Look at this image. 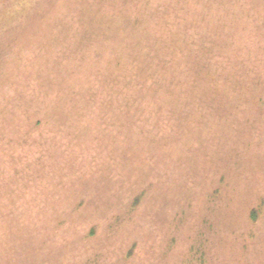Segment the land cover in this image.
<instances>
[{
    "label": "rangeland",
    "instance_id": "374dc122",
    "mask_svg": "<svg viewBox=\"0 0 264 264\" xmlns=\"http://www.w3.org/2000/svg\"><path fill=\"white\" fill-rule=\"evenodd\" d=\"M126 13L135 21L124 33L118 18ZM256 20H264V0H0V264H199L183 253L198 248V235L210 228L200 198L223 175V185L233 179L226 187L232 207L244 213L260 205L264 176L259 190L243 193L249 171L235 178L209 150L196 153L194 135L184 134L190 152L149 145L153 134L172 137L162 122L170 114L143 122L117 98L133 95L140 105V78L127 90H114L112 79L132 80L145 59L146 101L166 108L169 88L198 99V114L209 113L210 97L222 99V92L210 88L216 79L205 70L225 84L237 61L255 83L264 79V25ZM98 32L104 37L96 40ZM255 119L264 131V116ZM196 121L189 127L210 130ZM251 144L253 154L260 150ZM243 196L250 202L241 206ZM231 224L222 220L205 232L215 247L211 264H264V218L221 237ZM168 238L169 245L176 239L170 249Z\"/></svg>",
    "mask_w": 264,
    "mask_h": 264
},
{
    "label": "trees",
    "instance_id": "16d2710c",
    "mask_svg": "<svg viewBox=\"0 0 264 264\" xmlns=\"http://www.w3.org/2000/svg\"><path fill=\"white\" fill-rule=\"evenodd\" d=\"M125 13V12H124ZM96 16V14H93ZM126 13L124 17L118 18L119 20L125 21V29H123V32L125 33L128 24L132 21H135V17L133 16H127ZM255 23H263L260 24V27L264 25V20H256ZM129 30V29H128ZM87 31H83L82 41L87 38ZM96 40L101 39L104 37V34L98 32L96 35ZM234 57H229L226 61H224L227 65L228 63L232 62ZM241 59V58H240ZM223 62V64H224ZM146 60L144 59L143 67H145ZM230 66V65H229ZM139 68V70L136 72V75L132 80H127V78L124 75H121L117 79H112V82H117L116 85H114V90H119V87H123L125 90H127L128 86L132 83L133 86L137 84V77L140 78L142 81V87L138 88L139 94H135L136 101L141 100L140 105L137 103H133V101L130 99L129 96L133 97V95H129L127 97L123 96L124 94L120 92L119 100H121V104L123 107H126L128 110H132L134 107L136 108L135 111L139 112L143 115V122L149 123L150 116H155L157 114H161V116L164 115V112L168 111V114L166 117L163 118L162 122L169 126L171 130L175 131L171 138L170 136L165 137L167 134L163 132L162 130H165L166 128H160L158 129V133L161 134V132L165 133V135H154L153 138L150 139V144L152 145L154 143H160L162 141L163 147L170 148H178L181 150V146L185 145L188 147V151L190 152L192 147L188 145V142L186 143L184 139V134L187 136L194 135L198 138L199 145L198 150L199 152L202 149L209 150L208 154L214 157L213 159H218L219 162H223L224 165H230L229 168L232 169L235 172L234 177L238 178L243 177L244 175L247 176L246 172L244 170H248L250 173V176H248L249 184L245 186V192L243 193H253L254 191H257L261 188V185L263 183L262 176H264V165H261L260 162L263 161L264 158V150L262 147L264 146V131L261 130L260 127H258L259 120L255 119L252 120L253 116L257 118L258 116L263 117L264 116V103L262 101V98H264V94L262 95V98L260 96L254 97L257 92L264 93V79L258 80V82H254L255 78L252 76V73H250L249 76L244 73L242 70V65L240 63H234L231 66V73L224 76L227 79V82L219 83L217 80V75L210 69L205 70V74L208 78L216 79V82L210 83V88L217 89V94L219 92H222V99L217 98L222 104L226 103L227 107L220 108L217 106L214 102H216V96L210 97V104L208 105V108L211 109V112L207 113L206 110L205 113L200 115L197 112H199L198 107H196V104H198V99L196 100V103L194 104L192 100H188L187 98L183 97L185 93H182V98H179L178 93L176 90L171 89H165L166 92H168V106L165 108L164 106H156L153 101L154 99H148L146 101V95H148L147 89L145 88V80H144V73L146 72V69ZM251 80V82H250ZM214 81V80H213ZM248 83H247V82ZM250 82V83H249ZM260 83V84H259ZM259 84V85H258ZM198 85V84H196ZM159 87H154L153 92L159 94L158 89ZM245 88H248L249 91H246ZM211 89V90H212ZM245 90V91H244ZM171 91H175L177 95L171 94ZM249 95H247V93ZM214 93V92H213ZM152 97H155L152 96ZM259 99L258 101V108L261 110L262 113L259 111L257 112L252 107V100L251 98ZM227 101V102H226ZM194 105V106H193ZM215 112H218L217 118L215 117ZM149 113V114H148ZM205 115V116H204ZM257 115V117L255 116ZM128 116V114H126ZM136 116V115H135ZM162 119V117H159ZM126 121H128V118L125 117ZM169 119V122L168 120ZM195 124L198 126H195L197 128L201 129V126L208 125L211 123L210 130L207 129H201V131L195 130V128H190L189 124H192L194 126ZM189 123V124H188ZM121 126V128H120ZM120 132L126 129L123 122L121 121L120 125ZM189 128L190 130H187ZM127 131H131V129H128ZM179 132L183 133L180 136H175ZM133 135L130 137L128 133H126V138L131 140ZM186 138V137H185ZM140 142V141H139ZM254 142L258 146H260V150L253 154L252 148L250 146L251 143ZM141 150V148H140ZM138 151V154H135L137 157V160L140 161L142 164H146L148 162V158H144L142 152ZM188 152V153H189ZM187 153V154H188ZM195 152H191V156L193 154H196ZM186 154V155H187ZM180 158V156H179ZM142 166V165H141ZM227 168V169H229ZM142 169L141 171H143ZM188 179L194 180V177H196V174L192 173L191 171L187 170ZM229 171V170H228ZM253 174H259L260 177H257L259 181H253L254 176ZM223 175L220 176L218 179L217 188L212 193H207L200 201L201 203H206L207 210L205 215H208V217L205 218V223L210 226V228L204 229V231H208L209 233H212L214 231H217L218 227L216 228L214 225L217 223H220L222 220H228L232 223V226H228V230L221 235L227 236L229 233H232L235 229H240V227L243 226L244 223L246 224H252L256 225L258 222L264 218V197L259 198L260 205L258 207H251L249 210L246 207V210L244 213H241L240 211L234 209L232 207V194L228 195L229 192H227V185L231 184L233 179H230L227 185H223ZM192 180V181H193ZM262 181V182H261ZM194 182V181H193ZM261 182V185L258 187V183ZM181 185V184H179ZM233 185L237 186V182ZM196 186H194L195 188ZM225 187V188H224ZM227 192V193H226ZM142 193L141 195H143ZM228 196V197H227ZM241 200L236 201L237 204L241 203L242 205H246L250 202V199L248 196L240 197ZM227 199V200H225ZM217 200L225 201L221 204L220 208L216 207L218 205ZM238 200V199H237ZM212 216L213 222L210 221V217ZM180 222L175 225V227L179 230H182V226H179ZM252 230V229H251ZM250 230V231H251ZM205 232H201L198 235V238L200 239L201 243L199 244L198 248L191 249V252H184L185 254V260H189L190 262H199V264H211V257L209 259L211 251L209 247L208 237L206 236ZM169 239V238H168ZM171 239L168 241V245L166 244L167 248L170 249L176 243V239H172V243L170 244ZM167 250V249H166ZM168 253V252H167ZM168 256V255H166ZM209 259V260H208ZM178 261V260H177Z\"/></svg>",
    "mask_w": 264,
    "mask_h": 264
}]
</instances>
